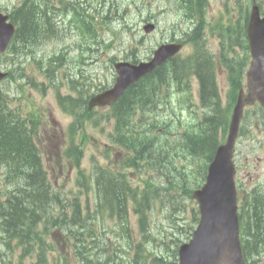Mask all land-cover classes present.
<instances>
[{
    "label": "rangeland",
    "instance_id": "rangeland-1",
    "mask_svg": "<svg viewBox=\"0 0 264 264\" xmlns=\"http://www.w3.org/2000/svg\"><path fill=\"white\" fill-rule=\"evenodd\" d=\"M20 1L21 0H0V3L5 6V11L10 12L14 9L15 6L19 5ZM31 1L38 4L40 0H28V4ZM101 1L102 0H81V4L83 8L85 6L84 4L86 3L89 5V7H98L101 6ZM238 1L240 2L243 0ZM111 2L112 0H107V6L111 5ZM141 2L142 0L118 1V12H124L125 15L122 18L118 19L115 24H112V28L115 33L118 34V30L120 31L119 37L117 39L115 38L116 45L113 50H111L110 47L109 51L108 49H105V44L100 45L99 54H95V56H100L102 59L100 65H102L103 68L109 71L108 72L105 70H101L102 73L100 74L101 78H99V80H103L105 83H107L109 78H112L110 65L112 56L116 55L121 60H124V58H127L128 55L131 54L134 55L133 59L141 57L145 58L146 56H149L148 54L152 53L154 49H156L157 46L164 40L171 38L180 39L181 32L184 31L188 25L192 24L190 18L188 20L185 19L186 16L184 15V13L192 15L198 12L196 0H144V4ZM179 2L183 3L182 6L184 12L182 11V13L176 10V5L179 4ZM140 3V7L145 5V7L142 9L141 14H139L138 9H136ZM172 4L174 5V8L171 6ZM208 5L210 6V8H207L205 12L210 16L211 19L214 20L213 23H215V21H218L224 28L223 34L219 35L212 42V49H214L216 51V54H218V51L223 49L224 46L231 47L237 45L241 41V27L245 22V14L244 10H242V6L237 2V0H208ZM161 9H165V11L163 13H160ZM127 11L128 13L126 14ZM29 13L30 11L28 10V13L24 14L28 15ZM90 14L94 15L95 12L90 11ZM96 20L97 22L100 21L99 18ZM146 20L157 23L158 29L154 32L145 34L143 32V25L145 24L144 22H146ZM124 25H127V27H125L126 29H123ZM199 28L200 30H202V26H199ZM100 29L102 31L103 37L107 40V44L109 43V40L111 41L114 39L109 32L111 30L109 25L104 26V24H102L101 22L98 26V30ZM73 36L75 35L71 33V31H66L65 36H62L57 32L52 33L48 36L47 41L49 45L42 50L35 49V51L40 56L48 55L55 51H57L56 53L61 55V49L69 47L73 49L70 50V52L73 51V53H75L74 57L76 58L73 59L75 60L78 58V55L82 51V49L86 47V44H81L79 40V49H75ZM104 50H106L105 53ZM63 53H68V50H64ZM187 53H189V48H186L184 50L183 55ZM243 54L244 52H240L237 55L243 56ZM67 56L68 55L64 54V59ZM7 58L11 60L0 59V67H2V70L16 68L20 60L15 59V63H13L11 57ZM41 58L46 59V61H50V59L46 56H43ZM89 60L90 59H85V62H89ZM81 67L82 66H79V61L77 60L75 67L72 68L71 73H69L67 69L65 70L70 75V79H74L75 77V80L77 81L79 80V78H77L76 76L78 74V69H80ZM96 67L97 66H94L93 68ZM90 68L92 67H85V71H87V69L89 70ZM93 68L91 69V71L93 70ZM37 69L38 65L34 64L28 65L25 68H17L15 73L16 75L23 77V80L16 81L12 78H6L5 81L1 83L0 96L6 98V100H9V108L12 109V112L14 113L15 122L19 127H22L19 129H23V127L27 123L32 125V127L34 128L40 127L39 133L34 134H38L36 141L40 152L43 155V158L51 160V162L53 163L56 162L57 164H59L62 160L61 156L63 146L66 145L67 138L69 137L67 130L69 127H71L73 121L69 115L62 113L59 101L64 104L66 106V110L69 111L68 109L70 108V104L74 102V94L71 90H66L65 84L58 87V85L56 84V80L54 79L55 75L52 71L47 72V76L51 79L50 84L46 89V78L38 74ZM222 73L223 70L219 68L216 73L217 78L218 80L223 79L226 81V79H224V77L222 76ZM27 78L29 80L33 78L32 82H36V84L42 87L43 93L29 87ZM23 83L25 85H22ZM75 87H78V84H76ZM69 93H72V97L68 96ZM142 98L144 99V96H142ZM76 109L82 108L76 106L70 111L72 112ZM176 112L179 113L178 110H176ZM36 113L40 116V118ZM166 114L167 115L165 117L167 118H176L172 109L166 111ZM74 123L77 124L76 121ZM77 130H79V128ZM87 131L89 141L84 145L83 166L87 167L92 161L93 156L99 158L102 164L106 163L103 154L106 152L108 147L107 142L110 139L109 135L106 132H100V130L94 126H88ZM180 131H182V129H180ZM114 148H116V150L118 151H116L117 161H119L122 157H125V159H130L126 154V151L117 149V145H114ZM243 154L245 157V162L250 160L251 167L247 168L246 165L243 166V178L241 179L240 177L242 187L239 197L240 199H242V204H244L243 211L247 210L245 212V220L248 221L249 228H251V226L253 225L250 224L251 218L249 207L251 206V204L248 198L245 199L247 195L243 190H245V188L248 189L249 187H254L256 185L257 178H255V176L257 174L259 175L260 179L264 180V164H261L257 167V169H255L256 161L253 159L255 158V154L251 152L250 148H247L245 151L243 150L242 156ZM169 157L174 159L179 166H184L187 171H190L196 165H189L186 160H184L181 156H177L176 153L171 154ZM244 157H242L243 162ZM153 158L157 162H163V160L157 156H153ZM51 162L47 163L44 161L46 168L47 166H50ZM125 173L127 180L130 181L133 186L139 185L142 188L143 182L140 180L135 168L125 167ZM246 173L248 174V176L249 174H253L254 179H249ZM142 176L146 178L145 174H143ZM160 180H162V178L154 173L152 176V181ZM200 180L201 179L196 175L190 174L186 180L187 185L185 188L183 187V189H193L198 183H200ZM176 191L179 194V199L182 205H185L188 210L187 214L185 215V212L181 210V208H179L175 212H173L172 210L165 211V207L159 204V202H156V207L154 208L153 216L150 220V228L151 230H158L160 225L164 224L166 227L165 231H167V233L175 232L177 236L185 239L189 233L190 226L192 224H196V222L194 221V212L192 207H194L195 212H197V205L191 201L190 197L187 196L184 191H182L181 189H177L175 190V192ZM4 198L6 197L4 196ZM239 203L241 205V201H239ZM1 207L2 206L0 202V208ZM184 216L191 222L184 223L182 221V218ZM131 219L133 224H137L135 217H132ZM134 228L137 232V225H135ZM148 235L150 237L149 245L153 248L154 255L160 256V254L163 253L166 259L172 257L171 252L159 251L157 242L159 236L153 235L151 233H148ZM140 239L141 237L137 233L136 241L138 242ZM176 244L177 243L172 244V248H175ZM255 245L256 243L253 242V246ZM110 252H112V250ZM4 253L12 257L13 263L17 264L20 261L23 250H12L5 247L0 250V254ZM29 262L30 260H24V263ZM164 262V260L160 259L155 264H164ZM254 262L255 264H264V252H260L258 255H256L254 257ZM1 264H6V261L4 260Z\"/></svg>",
    "mask_w": 264,
    "mask_h": 264
},
{
    "label": "water",
    "instance_id": "water-1",
    "mask_svg": "<svg viewBox=\"0 0 264 264\" xmlns=\"http://www.w3.org/2000/svg\"><path fill=\"white\" fill-rule=\"evenodd\" d=\"M5 17L0 16V50L7 40L4 35L11 28L4 23ZM264 20L258 19L254 14L250 26V35L257 39L261 36L259 30L263 29ZM3 45V46H2ZM178 47H162L156 57L149 64L139 66L126 63L119 64V77L112 90L106 91L93 104H105L115 99L128 85L138 79L143 73L151 70ZM254 53L264 55V47L254 46ZM260 60H255L254 74H259ZM230 154L228 151L218 154L210 169L209 183L196 196L200 199L202 220L194 238L189 245L181 250L180 264H244L240 242L238 239L237 216L235 209V192L233 185V168L229 170Z\"/></svg>",
    "mask_w": 264,
    "mask_h": 264
},
{
    "label": "trees",
    "instance_id": "trees-1",
    "mask_svg": "<svg viewBox=\"0 0 264 264\" xmlns=\"http://www.w3.org/2000/svg\"><path fill=\"white\" fill-rule=\"evenodd\" d=\"M30 6V8H34L36 7V5L34 4H28ZM22 34V30L20 31V35ZM162 70V69H161ZM159 70V72L161 71ZM156 72L152 73L151 75L155 74ZM141 84V86H140ZM145 84H147V81L145 78H143L141 81H139L138 83L132 85L131 87H129V89H127V92L124 96V98L120 99L119 102L116 105V109H115V118H116V131L119 134V136L117 137V142L118 144H120L121 146H123L124 148L130 150L135 159H138L141 157L142 153H148V156L152 159L154 154L156 156H161L162 153L156 152L155 150L151 149V147L153 146V141L150 139H146L145 141H143L142 139V134L139 133L135 127H132L129 124V112H131V108H133V104L134 102H136V94L139 93V91L144 92L146 90V88H144ZM139 90V91H138ZM144 95H146V97H148L149 93L146 92ZM142 94V96H144ZM141 95L138 96V99L140 100ZM143 100V98H142ZM3 121H0V130H2L3 127ZM151 154V155H150ZM163 160V158H161ZM29 161H31V163L33 162L32 159H28ZM171 161H169L170 163ZM38 164V163H37ZM34 165V162H33ZM33 175H30V179L32 180ZM172 178H174V173H171V175H169L168 177H166L168 183L172 184ZM34 186H40L41 189H43L44 192H46L49 189V183L47 181L46 175L44 174L43 170L41 169V171H39L37 173V178L35 179V181H33ZM152 187L151 183H148V188L143 191L141 193V197H142V201L148 202L149 198L148 195L146 194V192H149L150 188ZM111 195L110 198H107L105 200L106 204L108 207H110V199H119L122 202L123 205V209L120 207L117 210H127L128 207V200L130 199L128 196V192L126 191L125 193H123L122 191H117V190H111L110 193ZM44 195V193H43ZM34 194H30L29 197L31 199V201H34ZM46 197H48V194H45ZM127 198V199H126ZM169 199L172 198L171 196L168 197ZM164 201V200H162ZM149 204V203H148ZM19 216L16 217H11L10 221H9V225H8V230L9 232L13 233V237H16L18 235V230H19ZM264 223V218H263V214L261 213L258 219V227L261 230L262 229V225ZM264 236V232L263 230L261 231V237ZM247 255V254H246Z\"/></svg>",
    "mask_w": 264,
    "mask_h": 264
},
{
    "label": "flooded vegetation",
    "instance_id": "flooded-vegetation-1",
    "mask_svg": "<svg viewBox=\"0 0 264 264\" xmlns=\"http://www.w3.org/2000/svg\"><path fill=\"white\" fill-rule=\"evenodd\" d=\"M246 131L248 126L252 125V129L257 131L255 136H260L263 139V151H264V109L259 104H255L250 107V111L247 115Z\"/></svg>",
    "mask_w": 264,
    "mask_h": 264
},
{
    "label": "bare ground",
    "instance_id": "bare-ground-1",
    "mask_svg": "<svg viewBox=\"0 0 264 264\" xmlns=\"http://www.w3.org/2000/svg\"><path fill=\"white\" fill-rule=\"evenodd\" d=\"M31 3L37 6V4H36V3H34V2H32V1H31L29 4H31ZM140 100H142V97H141V99H140Z\"/></svg>",
    "mask_w": 264,
    "mask_h": 264
}]
</instances>
